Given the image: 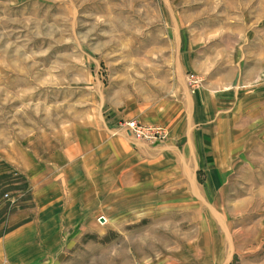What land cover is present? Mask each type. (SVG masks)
<instances>
[{
	"label": "rangeland",
	"instance_id": "obj_1",
	"mask_svg": "<svg viewBox=\"0 0 264 264\" xmlns=\"http://www.w3.org/2000/svg\"><path fill=\"white\" fill-rule=\"evenodd\" d=\"M182 80L192 93L221 89L222 121L196 143V162L141 159L130 185L103 151L91 167L67 157L75 138L85 150L89 138L127 135L128 120L152 124L120 111ZM58 176L60 200L74 187L77 201L65 210L66 262L264 264V0H0L5 218L34 213L37 188Z\"/></svg>",
	"mask_w": 264,
	"mask_h": 264
},
{
	"label": "crops",
	"instance_id": "obj_2",
	"mask_svg": "<svg viewBox=\"0 0 264 264\" xmlns=\"http://www.w3.org/2000/svg\"><path fill=\"white\" fill-rule=\"evenodd\" d=\"M169 90L170 92L160 99L148 98L147 100L137 99L136 102L131 101L129 106H125L120 111L122 118H137L145 123L161 124L169 128L170 135L167 137L169 139L162 146L150 147L138 142L134 143L142 147L140 150L145 154V158H142L140 152L137 158L136 146L131 143V135L126 131L124 132L127 135H120V137L112 135L109 138H89L90 145L85 150H81L85 145L82 144L80 138H75L67 146V157L78 158L87 155L90 157L87 166L91 167L99 157L96 155L97 152L103 151L101 155L103 154L105 159L108 158L104 168L116 166L117 170L111 168L113 169L111 171L117 173L121 183L122 180L125 182L130 180V185H135L138 181L140 174L138 169L136 171L134 168L141 159L150 165L155 164L156 167L160 165L157 162L166 159L167 156L171 161L179 158L196 162V143L199 140L204 141L206 138H211V133L208 131L211 121H213V128L222 121L224 109L217 96L221 89L216 87L210 89V86L205 84L196 93H192L185 80H182L180 87L173 85ZM113 115H118L117 109L113 110ZM198 128L202 129L201 134ZM181 143L184 145L180 147ZM130 152L133 153L132 157H130ZM82 163L87 171L85 162ZM144 165L141 168H148ZM155 172L158 173L159 168L151 169L150 174L153 175ZM128 175L133 177L130 179ZM123 176L126 177L123 178ZM42 182L36 190L38 202H36L34 213H32V208H27L28 210L24 209L19 216L11 215L8 221L5 214L9 213V206L4 201L0 202V264H71L66 262L65 258L68 253L64 245L68 236H65L64 229L68 223H74L75 219L74 216L71 219L65 218V210L70 206H76L77 201L73 199L75 189L74 187L66 188L68 197L65 202L60 200L64 197L60 195V192H65V190L63 189L64 182L59 176L52 179L46 178ZM72 251H75V248H72ZM69 254L74 253L69 252Z\"/></svg>",
	"mask_w": 264,
	"mask_h": 264
},
{
	"label": "built area",
	"instance_id": "obj_3",
	"mask_svg": "<svg viewBox=\"0 0 264 264\" xmlns=\"http://www.w3.org/2000/svg\"><path fill=\"white\" fill-rule=\"evenodd\" d=\"M189 78L194 84H199V77L191 75ZM163 127L160 124H141L135 120H128L125 122L124 131L136 138L157 141L167 137V131Z\"/></svg>",
	"mask_w": 264,
	"mask_h": 264
},
{
	"label": "bare ground",
	"instance_id": "obj_4",
	"mask_svg": "<svg viewBox=\"0 0 264 264\" xmlns=\"http://www.w3.org/2000/svg\"><path fill=\"white\" fill-rule=\"evenodd\" d=\"M103 219V218H102Z\"/></svg>",
	"mask_w": 264,
	"mask_h": 264
}]
</instances>
